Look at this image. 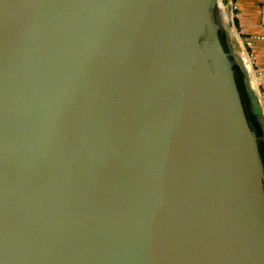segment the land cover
I'll return each instance as SVG.
<instances>
[{"label": "water", "instance_id": "95a60500", "mask_svg": "<svg viewBox=\"0 0 264 264\" xmlns=\"http://www.w3.org/2000/svg\"><path fill=\"white\" fill-rule=\"evenodd\" d=\"M218 10L0 0V264H264V116Z\"/></svg>", "mask_w": 264, "mask_h": 264}, {"label": "crops", "instance_id": "0c3cea01", "mask_svg": "<svg viewBox=\"0 0 264 264\" xmlns=\"http://www.w3.org/2000/svg\"><path fill=\"white\" fill-rule=\"evenodd\" d=\"M234 5V30L243 60L247 66L246 54L255 60L254 70L259 76L252 75L253 86L264 89V0H235ZM260 105L264 116V100Z\"/></svg>", "mask_w": 264, "mask_h": 264}, {"label": "built area", "instance_id": "2783aa9c", "mask_svg": "<svg viewBox=\"0 0 264 264\" xmlns=\"http://www.w3.org/2000/svg\"><path fill=\"white\" fill-rule=\"evenodd\" d=\"M234 1L235 0H219V4H221V5L229 4L231 7V13H232L234 11V8H235ZM232 17H233V14H232ZM247 58L249 60V66H250L249 69L253 75V78H255V76L256 77L259 76V74H257V72L254 70V65L256 63L255 60L250 58L248 55H247ZM256 93H257V97H258L259 101H263L264 100V89L257 88Z\"/></svg>", "mask_w": 264, "mask_h": 264}, {"label": "flooded vegetation", "instance_id": "af4514ba", "mask_svg": "<svg viewBox=\"0 0 264 264\" xmlns=\"http://www.w3.org/2000/svg\"><path fill=\"white\" fill-rule=\"evenodd\" d=\"M236 83H237L238 89H239L241 97H242V102H243V106H244V109H245V112H246V116H247L248 120H252L253 116H252L251 111H250V106H249L246 94L243 93V91L241 90L240 83L237 80V75H236Z\"/></svg>", "mask_w": 264, "mask_h": 264}, {"label": "bare ground", "instance_id": "6f19581e", "mask_svg": "<svg viewBox=\"0 0 264 264\" xmlns=\"http://www.w3.org/2000/svg\"><path fill=\"white\" fill-rule=\"evenodd\" d=\"M217 5H218V7L220 9L221 19L223 20V22L226 23V24L228 23V19H227L225 13H224V12H227V11H229L230 16H231V21H232V13H231L230 5L229 4L221 5V4H219V0H217ZM247 67L249 68V66H247Z\"/></svg>", "mask_w": 264, "mask_h": 264}, {"label": "rangeland", "instance_id": "374dc122", "mask_svg": "<svg viewBox=\"0 0 264 264\" xmlns=\"http://www.w3.org/2000/svg\"><path fill=\"white\" fill-rule=\"evenodd\" d=\"M220 13V11L218 10V12L216 13V17H217V20L219 19V16L217 15V14H219ZM225 13V15H226V17H227V19H228V25H230V27H231V30H232V32L234 33V35H235V30H234V23H233V17H232V23H231V16H230V13H229V11H227V12H224ZM232 14H233V12H232ZM220 15V14H219ZM235 37H236V35H235ZM237 39V38H236ZM226 42H227V40H226ZM239 43V42H238ZM227 44H229V46H230V43L228 42ZM240 44V43H239ZM239 52H240V54L242 55L243 53L241 52V49L239 50ZM243 58V57H242ZM262 142H264V141H262ZM264 148V145L262 146V149ZM263 151V150H262ZM262 155H263V157H264V152H262Z\"/></svg>", "mask_w": 264, "mask_h": 264}, {"label": "trees", "instance_id": "16d2710c", "mask_svg": "<svg viewBox=\"0 0 264 264\" xmlns=\"http://www.w3.org/2000/svg\"><path fill=\"white\" fill-rule=\"evenodd\" d=\"M230 19H231V18H230ZM231 23H232V21H231ZM233 23L236 24L234 18H233ZM221 39H222V41L224 42V40H225L224 35L221 36ZM236 69H237V68H236ZM236 75H237V80H238L239 83H240L241 90L243 91V93H245V92H244V88H243V83H242L241 75H240V73H239L238 71H237ZM255 125H256V124H255ZM256 128H257V130H258V133L261 134L258 125H256ZM263 145H264V142L261 141V142H260V147H261V150H263L262 152H264V148L262 149V146H263Z\"/></svg>", "mask_w": 264, "mask_h": 264}]
</instances>
